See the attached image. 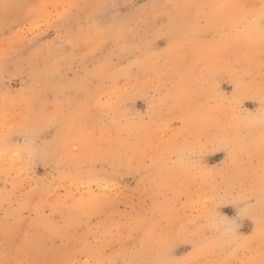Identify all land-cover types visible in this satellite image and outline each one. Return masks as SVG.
<instances>
[{"label":"rangeland","instance_id":"obj_1","mask_svg":"<svg viewBox=\"0 0 264 264\" xmlns=\"http://www.w3.org/2000/svg\"><path fill=\"white\" fill-rule=\"evenodd\" d=\"M259 2L0 7V264H260Z\"/></svg>","mask_w":264,"mask_h":264},{"label":"snow or ice","instance_id":"obj_2","mask_svg":"<svg viewBox=\"0 0 264 264\" xmlns=\"http://www.w3.org/2000/svg\"><path fill=\"white\" fill-rule=\"evenodd\" d=\"M0 7L7 11L10 5L5 0ZM221 7L238 10V15L235 17V31L242 29L249 36L259 33L261 42L264 43V0H260L258 4H232L222 5ZM261 191L264 192V174L261 175ZM261 217L264 220V207L261 208ZM262 256H264V249H262ZM160 264H166V262L162 261ZM260 264H264V259L261 260Z\"/></svg>","mask_w":264,"mask_h":264}]
</instances>
